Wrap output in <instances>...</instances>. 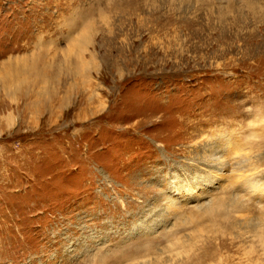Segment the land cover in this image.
Instances as JSON below:
<instances>
[{
	"label": "rangeland",
	"instance_id": "374dc122",
	"mask_svg": "<svg viewBox=\"0 0 264 264\" xmlns=\"http://www.w3.org/2000/svg\"><path fill=\"white\" fill-rule=\"evenodd\" d=\"M247 178L264 0H0V264H264Z\"/></svg>",
	"mask_w": 264,
	"mask_h": 264
},
{
	"label": "bare ground",
	"instance_id": "6f19581e",
	"mask_svg": "<svg viewBox=\"0 0 264 264\" xmlns=\"http://www.w3.org/2000/svg\"><path fill=\"white\" fill-rule=\"evenodd\" d=\"M78 26H79V24H77V23H75L73 26H71V28H70V30H71V32H74L75 30H77L78 29ZM71 32H69L70 34H71ZM49 53H43V57L45 58V55L47 56ZM43 57H41V58H43ZM44 58H43V60H44ZM70 59H68V61H69ZM68 61H66V63L68 64L69 62ZM77 64L79 65V67H80V69L81 68H86L87 66H88V63L85 61V60H83L82 58H79V61L77 62ZM51 65V64H50ZM50 68V67H49ZM24 71H31V70H34L35 68H30V67H28V66H25V63H24ZM23 72V71H22ZM41 72V71H40ZM25 73H23V75H24ZM43 74V73H42ZM41 74V75H42ZM44 74H46V73H44ZM21 75V74H20ZM40 76V75H39ZM45 76V75H44ZM44 78V77H43ZM47 78V77H46ZM48 82V80L46 79V80H44V79H42V78H40L39 77V80H38V82L37 83H39L40 85H41V83L42 84H46ZM35 84V83H34ZM225 155H227V158H231V156H229V154L227 153V154H225ZM224 155V156H225ZM229 156V157H228ZM207 157V156H206ZM209 157V156H208ZM229 158V159H230ZM210 159H211V157H210ZM209 159V160H210ZM219 159V158H218ZM206 160V159H205ZM220 161V160H219ZM219 164H221V163H219ZM208 175H210V174H212V172H208L207 173ZM207 175V176H208ZM233 185H235V184H233ZM239 185V184H238ZM197 186H198V184H197ZM211 186V182H207V185L206 186H204V187H194V188H189L188 190H187V188L184 190L185 191V193H187V196L185 197V198H187V199H184L185 201H190V200H195V201H197V200H199L200 198H202L203 196H204V194H205V192L207 191V189L209 188ZM235 187V186H234ZM237 191H236V195L233 197V200H231V202H232V204H233V206H231L232 204H230V203H227L226 204V207H229V209L232 207V208H235V206L238 208V207H240V206H242V202L241 201H243V197L241 196L242 195V193L243 194H246V196L248 195L249 197H252V196H258V198L262 201V202H264V185L263 184H260L257 180H255V179H252V178H250V179H246V181L244 180L243 182H241L240 183V185L239 186H237ZM235 190V189H234ZM175 192V195H178V196H181V192H180V190H175L174 191ZM185 196V195H184ZM208 205V206H207ZM206 206L207 207H209L210 206V204H206ZM222 207H225V203H223L222 205H221ZM220 206V207H221ZM243 207V206H242ZM228 209V208H227ZM216 210V208H214V206H211V208L209 209V211H215ZM190 250H192L191 248H190ZM186 251V250H185ZM187 252H191V251H189V250H187L186 251V253Z\"/></svg>",
	"mask_w": 264,
	"mask_h": 264
}]
</instances>
